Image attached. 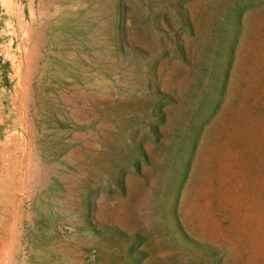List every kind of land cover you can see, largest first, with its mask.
Masks as SVG:
<instances>
[{
	"label": "rangeland",
	"instance_id": "rangeland-1",
	"mask_svg": "<svg viewBox=\"0 0 264 264\" xmlns=\"http://www.w3.org/2000/svg\"><path fill=\"white\" fill-rule=\"evenodd\" d=\"M7 261L264 264V0H0Z\"/></svg>",
	"mask_w": 264,
	"mask_h": 264
},
{
	"label": "bare ground",
	"instance_id": "bare-ground-1",
	"mask_svg": "<svg viewBox=\"0 0 264 264\" xmlns=\"http://www.w3.org/2000/svg\"><path fill=\"white\" fill-rule=\"evenodd\" d=\"M30 121H31V119H30ZM28 123V122H27ZM31 126H32V124H31ZM32 128V127H31ZM27 163V162H26ZM40 167V166H39ZM43 167H45V168H47V166H43ZM41 170H42V168H41ZM29 171V170H28ZM39 171V170H38ZM45 173V172H44ZM32 175H33V173H32ZM39 176V175H38ZM42 177L44 178V175L42 174ZM38 179V178H37ZM43 180V179H42ZM28 182V181H27ZM36 181H34V183H35ZM29 183V182H28ZM39 187V186H38ZM29 212V211H28ZM30 213V212H29ZM29 219V218H28ZM13 223V222H12ZM11 223V224H12ZM68 227V226H67ZM12 231V230H11ZM94 245V244H93ZM9 260V259H8ZM9 261H7V263H8ZM9 264V263H8ZM25 264V263H24Z\"/></svg>",
	"mask_w": 264,
	"mask_h": 264
}]
</instances>
